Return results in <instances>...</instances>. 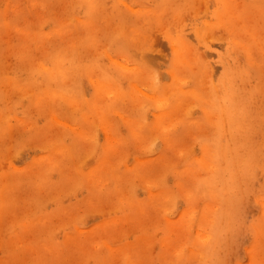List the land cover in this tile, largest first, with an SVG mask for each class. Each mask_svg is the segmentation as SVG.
Listing matches in <instances>:
<instances>
[{
	"label": "rangeland",
	"instance_id": "rangeland-1",
	"mask_svg": "<svg viewBox=\"0 0 264 264\" xmlns=\"http://www.w3.org/2000/svg\"><path fill=\"white\" fill-rule=\"evenodd\" d=\"M0 264H264V0H0Z\"/></svg>",
	"mask_w": 264,
	"mask_h": 264
}]
</instances>
